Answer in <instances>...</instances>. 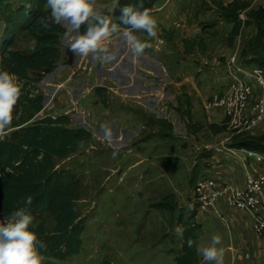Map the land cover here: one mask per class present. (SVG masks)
Listing matches in <instances>:
<instances>
[{
  "label": "rangeland",
  "instance_id": "obj_1",
  "mask_svg": "<svg viewBox=\"0 0 264 264\" xmlns=\"http://www.w3.org/2000/svg\"><path fill=\"white\" fill-rule=\"evenodd\" d=\"M13 1L15 6L33 5L32 0ZM118 2L94 0L95 6L103 10L115 9ZM10 4L14 6L12 0ZM248 7L251 10L264 7V0H250ZM185 15L188 27L198 26L200 16ZM205 16L214 18L217 14L208 11ZM3 21L0 14V47L1 39L9 32L7 27L4 30ZM63 26L67 31L61 40L60 61L35 84L45 96L44 110L38 117L67 116L71 127L83 126L91 130L94 137L62 163V167L73 170L82 181L84 192L79 205L85 216L83 244L68 259L43 258L42 264H100L105 260L113 264H178L184 259L189 240L193 242L192 264H205L196 249L209 244L213 235L221 236L218 247L224 249V264H264V233L255 230L252 216L226 206L225 211L213 210L199 218L207 209L192 204L196 201V185L202 178L226 173L243 182L246 171L249 173L236 156L235 160H229L228 151L216 150L221 141L236 133L258 135L264 132V119L250 129L234 128L230 115H225L221 109L206 107L205 102L214 90L211 83L216 73L207 61L216 60L219 64L220 57L217 54L209 55V59L207 56L189 57L178 50L171 49L168 53L151 47L153 53L145 50L141 57L129 52L122 61L102 63L95 55L77 57L73 54L70 40L78 33L69 32L67 24ZM225 29L229 33L231 24L225 25L224 33ZM124 31L118 30L112 37L117 47L111 45L110 51L129 50ZM134 35L140 39V35ZM157 36L165 38L163 31ZM198 36L191 32V37ZM32 45L30 37L17 36L18 49L28 51ZM212 47L207 41V51ZM153 54L158 58L159 69L149 60ZM197 67L202 69L199 78L203 84L199 99L193 87L188 88L190 82L184 77L178 80L183 81L181 86H163L165 78L170 79L169 73L174 76L186 71L195 76L193 69ZM248 80L255 85L256 94L260 85L255 84L253 78ZM100 87L103 90H99ZM186 89L196 99V105L186 103V97L182 96ZM237 92L242 98L243 93ZM258 100L251 102L249 110ZM210 123L222 124L225 128L223 132H215L210 129ZM6 135L4 133L3 137ZM247 163L252 162L249 159ZM167 197L175 202L161 207ZM188 211L196 212L194 223H199L196 227L181 221L180 212ZM177 226L183 227L182 237L175 233ZM228 244L237 251L231 252Z\"/></svg>",
  "mask_w": 264,
  "mask_h": 264
},
{
  "label": "trees",
  "instance_id": "obj_2",
  "mask_svg": "<svg viewBox=\"0 0 264 264\" xmlns=\"http://www.w3.org/2000/svg\"><path fill=\"white\" fill-rule=\"evenodd\" d=\"M244 1L235 0L228 7H221L223 18L232 24L229 36L232 45L243 26L239 11L248 8L250 0ZM32 2L33 5L25 7L13 6L11 0H0L3 28L9 29L1 39L0 68L16 75L23 92L16 108L19 119L14 120L13 127L5 133L10 134L0 138V218L10 217L19 207H27L34 217V230L46 244V248L41 250L43 258L64 260L76 254L83 244L85 216L79 205L84 192L82 181L73 170L62 167V163L75 155L80 146L92 140L94 135L83 126L71 127L67 116L38 117L44 110L45 96L35 84L58 65L61 40L67 30L63 25L52 24L45 28L38 23L47 18L50 11L46 9L45 0ZM156 2L144 0V7L152 11ZM135 3L137 0H119L113 11L101 10L113 16L119 24L120 9ZM244 26H256V33L244 46L243 62L264 69V7L248 10ZM84 30L82 27L80 32ZM23 34L30 37L34 44L28 51L16 46L17 36ZM186 103L189 106L197 104L194 100L192 102L191 97H186ZM187 113L192 117L190 109ZM223 126L210 123L209 127L215 132H223ZM227 144L264 154V132L258 135L236 133ZM29 196L32 197V204L27 206L24 201ZM170 197L164 198L161 207L167 202L171 205L175 202ZM196 216L193 211L180 212V219L185 225L196 227ZM185 249L184 259L178 264H192L188 241ZM100 264L113 263L105 260Z\"/></svg>",
  "mask_w": 264,
  "mask_h": 264
},
{
  "label": "clouds",
  "instance_id": "obj_3",
  "mask_svg": "<svg viewBox=\"0 0 264 264\" xmlns=\"http://www.w3.org/2000/svg\"><path fill=\"white\" fill-rule=\"evenodd\" d=\"M45 6L50 14L38 23L45 28L52 24H67L69 32L78 33L70 40V49L77 57H88L91 54L100 58L102 63L115 61L117 52L110 51L105 46V42L112 34L118 32L120 25L128 29L123 32V37L130 53L135 57L143 56L145 50L151 48L152 45L140 40L133 32L142 31L151 38L157 36V20L151 11L144 7V0H137L135 4L122 7L117 18L119 24L114 23L109 15L97 8L94 0H45ZM82 27L85 30L80 32ZM237 62L242 65L238 60ZM228 75L229 73L225 76ZM215 91L214 88L211 94ZM22 94V86L16 75L0 68V138L13 127L14 120L19 119L16 108ZM102 127L106 126L102 125ZM24 203L30 206L32 197H27ZM2 219L3 222L0 223V264H42L41 250L46 248V244L39 239L34 230V217L27 207H19L10 217L4 216ZM175 233L182 237L183 227L177 226ZM221 242L220 235H213L209 244L197 246V254L202 256L205 264H224V249L218 247ZM192 243L189 240L188 246L191 247Z\"/></svg>",
  "mask_w": 264,
  "mask_h": 264
},
{
  "label": "crops",
  "instance_id": "obj_4",
  "mask_svg": "<svg viewBox=\"0 0 264 264\" xmlns=\"http://www.w3.org/2000/svg\"><path fill=\"white\" fill-rule=\"evenodd\" d=\"M234 1L235 0H157L151 13L154 16V18L157 20V24H158L157 35L160 33V31H163L165 34V38L161 36L160 38L158 36H156L155 38H151V37H148V35L142 31H135L133 32V34L140 35V39L145 42H147V40L149 39L156 40L155 42L148 41V43L152 45L153 49L155 48L158 51L162 48L164 50H167L168 53H171V49H172V50H178L184 56H189V57L207 56L208 59H209V55L217 54L218 58L220 57V60L222 61L221 63L218 64L216 60L212 62L207 61V63H210L211 68H213L216 71V73L213 75L214 82H212L211 85L214 86L216 91H220L225 85L227 84L232 85L235 82L234 76L232 75L225 76L231 70L229 66V62L232 58H236L250 72H254L257 70L264 72L263 68H259L258 66L251 65V64H244L243 62L242 54H243L244 46L246 42L250 40L249 36L252 37L256 33V29L254 28L256 26L250 27V28L249 27L246 28L244 26L245 22L248 19V10H250V8L248 7V8H245L239 11V19L243 22V26L235 42L233 43V45L230 44L229 42V36H230L231 30L229 31V33H227L226 29H225V33L223 31V28H225V25L230 22L226 21L223 18L221 7L222 6L228 7ZM113 10H110V11H113ZM208 11H210L211 13L215 11L217 16L214 18H212V16L206 17L205 14ZM189 13L191 15H198L201 17L198 26H195V27L187 26L188 22H187V17H185L186 16L185 14H189ZM111 18H112V21L116 23L115 18L113 16ZM231 29H232V24H231ZM252 29L255 30L254 33L251 31ZM119 30L127 31L128 29L119 26ZM192 31H194L199 36L191 37ZM248 31H250V33H248ZM114 35H116V33L112 34L111 37L105 42V46L108 47L109 49L111 45H113L114 48L117 47V41H115L112 38ZM223 37H225V39ZM207 41L213 44V47L209 49V51H207ZM223 43H224V46L222 48ZM146 50L149 51V54L153 53L151 52L150 49H146ZM129 52L130 50L128 51L126 50V52H117V61L124 60L125 58L124 56H126V54ZM203 52H206V54H203ZM156 59H158L156 54H153L152 57L151 55L149 56V60L156 63V68L159 69V63ZM248 66H251V69L248 68ZM193 71H194L195 76L190 75L186 71H179L178 74L174 76H171L169 73V77L172 80V82H169L170 79L162 77L166 79L163 86H169V85L181 86L184 83L183 81L180 82L178 80L184 77L190 82L188 88L193 87L192 89L194 90V92L196 91L195 96L199 99L198 96H199V93H201V90H202L201 88L203 87L202 80L199 78V73L202 71V69L197 67V69H193ZM163 72L165 74H168V72L165 69ZM190 79H194V82L190 81ZM188 92H189V89H186L183 92L182 96L191 97L195 101L196 99L193 96H191ZM258 94H259V91L256 92V96ZM200 96L202 97V95ZM182 102L183 100L180 97V104ZM218 125H222V124H218ZM231 137L232 136H229L227 138L231 139ZM216 150H217V147H216ZM228 152L230 153L228 155H230L231 157L229 160L231 159L235 160L234 156H236L239 161L241 160V162H243L242 163L243 168L245 167V168H248V170L250 169V164L247 163V160L250 159L248 155L236 153L235 151H228ZM246 175H247V171H246ZM246 175H245L243 182L241 180H238V178H234L231 175H228L226 173L215 174L214 175L215 177L213 176H207V177L218 178L222 181L224 180L226 182L243 185L246 180ZM226 206H228L226 203L218 201L217 204L212 206L210 209H207V211L204 214H200L199 218L201 216H207L208 212L213 211V210H215V212L220 211V209L225 211ZM249 216L251 218L250 214ZM251 219L254 224L253 218ZM196 224H199V223H196ZM254 228H255V225H254ZM229 250L235 253L237 251V248L233 245H230ZM233 259H235V254H234Z\"/></svg>",
  "mask_w": 264,
  "mask_h": 264
},
{
  "label": "built area",
  "instance_id": "obj_5",
  "mask_svg": "<svg viewBox=\"0 0 264 264\" xmlns=\"http://www.w3.org/2000/svg\"><path fill=\"white\" fill-rule=\"evenodd\" d=\"M259 1V0H254ZM229 76L235 77V82L228 87L225 85L222 90L215 91L205 102L207 108L221 109L225 115L232 118L231 125L234 128L244 127L247 129L258 126L264 119V72H250L232 58L229 62ZM253 78L260 85L259 94L255 97V85L249 82ZM243 93L239 98L238 92ZM254 99V100H253ZM255 99H259L254 107L249 106ZM250 100V101H249ZM249 102V103H248ZM250 111V112H249ZM229 138L221 141L217 147L221 151H235L248 155L252 159L251 170L246 175L243 185L222 181L218 178L204 177L198 183L194 197L195 206L199 209H210L220 202L226 203L229 207L246 211L254 219L255 230L264 233V155L253 150L240 149L228 146Z\"/></svg>",
  "mask_w": 264,
  "mask_h": 264
}]
</instances>
